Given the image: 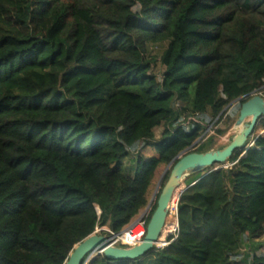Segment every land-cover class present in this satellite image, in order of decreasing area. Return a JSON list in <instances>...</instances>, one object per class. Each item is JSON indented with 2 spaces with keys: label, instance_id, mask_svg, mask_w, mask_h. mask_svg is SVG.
Returning <instances> with one entry per match:
<instances>
[{
  "label": "trees",
  "instance_id": "obj_1",
  "mask_svg": "<svg viewBox=\"0 0 264 264\" xmlns=\"http://www.w3.org/2000/svg\"><path fill=\"white\" fill-rule=\"evenodd\" d=\"M255 95L264 0H0V264H65L98 228L123 231L172 164L148 225L173 161L212 151ZM249 142L185 179L168 247L86 264H264V134Z\"/></svg>",
  "mask_w": 264,
  "mask_h": 264
},
{
  "label": "water",
  "instance_id": "obj_2",
  "mask_svg": "<svg viewBox=\"0 0 264 264\" xmlns=\"http://www.w3.org/2000/svg\"><path fill=\"white\" fill-rule=\"evenodd\" d=\"M262 120H264V98L255 95L242 105L233 127L237 134L226 147L217 151L191 153L181 157L185 153L183 152L173 161L174 163L179 159L159 195L157 208L147 225L142 244L132 248L113 247L105 236L93 234L74 247L65 264H86L95 255H104L107 259L114 261L137 260L151 253L162 237L170 203L178 191V198L186 191V188L182 187L185 179L206 173L212 168H216L214 171L225 169V165L229 164L234 154L239 151L243 152L240 157L243 158L253 145L254 142H249V139L252 138L257 124ZM151 204L148 205L147 210L150 209Z\"/></svg>",
  "mask_w": 264,
  "mask_h": 264
},
{
  "label": "built area",
  "instance_id": "obj_3",
  "mask_svg": "<svg viewBox=\"0 0 264 264\" xmlns=\"http://www.w3.org/2000/svg\"><path fill=\"white\" fill-rule=\"evenodd\" d=\"M226 168V167H225ZM178 202L179 198L169 205L168 218L171 217L176 222L175 228L170 231L167 229L166 224L162 237L156 244L155 248L162 250L168 247L179 235V223H178ZM146 214H140L127 228L123 231L116 233L108 227L98 228L94 234L99 236H105L110 242V246L119 248H132L143 243L147 232Z\"/></svg>",
  "mask_w": 264,
  "mask_h": 264
},
{
  "label": "rangeland",
  "instance_id": "obj_4",
  "mask_svg": "<svg viewBox=\"0 0 264 264\" xmlns=\"http://www.w3.org/2000/svg\"><path fill=\"white\" fill-rule=\"evenodd\" d=\"M165 47L164 46H151L149 48V54H148L149 55V58H152L154 60V63L152 65V73L155 74L158 77L162 76V74L164 73V70H165L164 67L162 66L161 62H160V57H161L162 52L165 49ZM225 123H226V121L224 123H222L221 125H219L218 126V129H220L221 131L226 130L227 125ZM234 124L232 125V127L230 129H228L226 131L225 135L215 137L216 138L215 139V146H214V148H213L212 151L221 150L224 147H226L232 141V138L237 134V132L233 128L234 127ZM260 129L259 130L257 129L255 133L253 132V134H254L253 137H256V136H259L261 134H264V131H261ZM162 132H163V128H158V129L155 130L156 140H160ZM214 132L215 131L212 129V127H208L205 130L203 137L206 136L207 138H209L211 136H214ZM234 164L235 163H229V164L225 165V167L231 169L234 166ZM126 167H127L126 170H127L128 175H131V172L134 169V165H132V162L130 160L127 163V166ZM168 170H169L168 167L161 168V169L158 170L157 176H156V179H155V187H154V189L152 191V194H151V196L149 198V204L150 203H152V204L155 203L156 195H157V193L159 191L160 183H161L163 177L165 176V174L167 173ZM182 187H185L186 188V184L183 183L182 184ZM178 193H179V191L177 192V194ZM147 208H148V206H147ZM147 208L145 210H143L140 214L145 213L146 216H147V214L149 212V209L147 210ZM169 220L174 221L172 217Z\"/></svg>",
  "mask_w": 264,
  "mask_h": 264
},
{
  "label": "bare ground",
  "instance_id": "obj_5",
  "mask_svg": "<svg viewBox=\"0 0 264 264\" xmlns=\"http://www.w3.org/2000/svg\"><path fill=\"white\" fill-rule=\"evenodd\" d=\"M167 223V222H166ZM176 223V222H175ZM175 228V227H174ZM174 228H171V227H167L168 230L172 231Z\"/></svg>",
  "mask_w": 264,
  "mask_h": 264
}]
</instances>
